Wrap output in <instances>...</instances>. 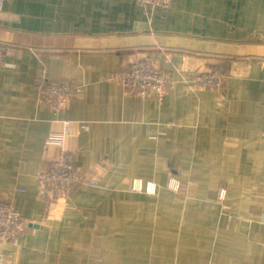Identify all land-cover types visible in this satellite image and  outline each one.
<instances>
[{
  "label": "crops",
  "instance_id": "crops-1",
  "mask_svg": "<svg viewBox=\"0 0 264 264\" xmlns=\"http://www.w3.org/2000/svg\"><path fill=\"white\" fill-rule=\"evenodd\" d=\"M1 16L0 202L36 221L2 264H264V0H9ZM165 50L166 101L117 79L138 58L165 69ZM59 81L77 92L56 112L40 91ZM66 122L93 182L58 198L38 172Z\"/></svg>",
  "mask_w": 264,
  "mask_h": 264
},
{
  "label": "built area",
  "instance_id": "built-area-1",
  "mask_svg": "<svg viewBox=\"0 0 264 264\" xmlns=\"http://www.w3.org/2000/svg\"><path fill=\"white\" fill-rule=\"evenodd\" d=\"M9 0H0V12L7 8ZM142 7L150 6H167L171 0H137ZM6 24V18L0 17V25ZM8 47L5 43L0 42V72L6 65V55ZM163 67L155 61L148 58H138L127 65L126 70L117 75L124 87L136 95H149L155 93L162 101H166L167 91L171 84L170 72L168 69L173 67V55L170 51H164ZM226 78L224 71L220 68L198 73L196 75L197 87L205 90L211 86L221 85ZM41 100L52 105L57 112L65 107L76 95L77 87L70 81H59L46 83L41 88ZM69 122L61 133H53L49 136L48 141L61 147L58 157L38 172V179L41 184V192H50L58 198H65L74 186L82 182L89 181L81 167L73 163L71 155L65 149L66 138L68 135ZM182 173L173 171L170 173L168 184L165 186L168 190L177 191L181 184ZM143 184L138 183L134 190H143ZM148 191L157 192L156 184H148ZM36 222L26 218L11 201L0 202V264L3 263V255L6 254L8 244L15 241L18 234Z\"/></svg>",
  "mask_w": 264,
  "mask_h": 264
}]
</instances>
